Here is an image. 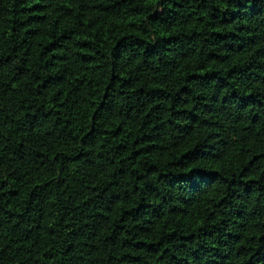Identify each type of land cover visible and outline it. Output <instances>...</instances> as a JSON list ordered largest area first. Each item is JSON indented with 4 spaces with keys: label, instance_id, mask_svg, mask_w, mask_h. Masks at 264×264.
Segmentation results:
<instances>
[{
    "label": "trees",
    "instance_id": "1",
    "mask_svg": "<svg viewBox=\"0 0 264 264\" xmlns=\"http://www.w3.org/2000/svg\"><path fill=\"white\" fill-rule=\"evenodd\" d=\"M0 264H264V0H0Z\"/></svg>",
    "mask_w": 264,
    "mask_h": 264
}]
</instances>
